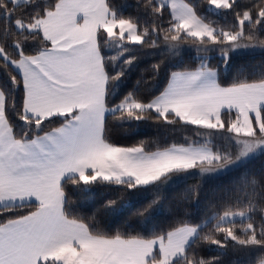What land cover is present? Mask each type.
<instances>
[{"label": "snow or ice", "instance_id": "snow-or-ice-1", "mask_svg": "<svg viewBox=\"0 0 264 264\" xmlns=\"http://www.w3.org/2000/svg\"><path fill=\"white\" fill-rule=\"evenodd\" d=\"M207 3L234 23L219 27L183 0H140L136 17L112 0H0V264H222L230 244L264 250V175L240 171L264 157V69L233 70L241 50L264 53V0ZM161 44L172 56L189 44L199 65H172L163 84L160 64L142 73L137 52ZM149 123L203 142L113 138ZM234 172L206 221L149 229L165 186Z\"/></svg>", "mask_w": 264, "mask_h": 264}, {"label": "trees", "instance_id": "trees-1", "mask_svg": "<svg viewBox=\"0 0 264 264\" xmlns=\"http://www.w3.org/2000/svg\"><path fill=\"white\" fill-rule=\"evenodd\" d=\"M140 0H112L114 7L117 8L124 16L136 17L141 15L142 10H138L137 5ZM184 3H190L196 6L198 14L207 16L208 20L214 21L219 27L227 28L234 23V19L231 13L227 14H215L208 8L207 0H183ZM242 5H250L252 0H240ZM167 19V17H166ZM257 39L264 41V34L257 32ZM255 43V41H253ZM189 44H185L178 56H172L165 51V46L160 45L157 49H147L138 51V59L140 62V71L147 74L153 64L161 65L160 81L163 84L165 77L169 70H178L172 67V65H179L181 68H192L199 65V56L196 51L185 49L189 47ZM149 53H151L149 55ZM209 63L212 66H218L220 57L215 54L214 56H208ZM245 68L248 72L260 71L264 69V53L259 52H246L240 53L235 56L233 61V70ZM227 77V82L231 83L235 78L234 74H223ZM3 78V74L0 73V79ZM188 137L193 140H198L190 130H185L177 126L175 131L168 128H162L154 123L142 124L138 129V134L132 139H124L121 137L119 131L113 132V138L116 142L123 144H133L138 140H158L161 144L168 143H183L184 138ZM199 142H203L199 139ZM215 143L219 145L221 143L220 138H215ZM240 171H247L253 175H264V157H258L252 160L246 169ZM239 172H234L229 175L212 176L207 174L200 176L199 174L188 176L184 179L175 180L161 191V199L159 207L156 209L154 216L152 217V223L148 226L149 229H169L183 219H189L192 223H203L206 221L216 210L219 203L223 201L228 190L232 187V180L235 176H238ZM194 186H198L196 195H193L189 190ZM105 195L101 192L96 198V202L84 201V207L81 208V212L84 215H92L97 207H99V200ZM149 196L151 194H148ZM80 199H83L81 197ZM144 204L148 203L144 200ZM143 204H137V207H142ZM128 214L126 218H133V213ZM102 219L105 226H111L114 228L120 227L122 221L116 220L113 217L102 216L98 217ZM240 225L237 224V233L240 234ZM147 234V233H145ZM201 255L213 256L219 255L217 251L209 252L207 246L200 249ZM264 257V250L259 247L249 246L241 248L239 246L229 245L225 254L219 256L222 264H259V259Z\"/></svg>", "mask_w": 264, "mask_h": 264}, {"label": "rangeland", "instance_id": "rangeland-1", "mask_svg": "<svg viewBox=\"0 0 264 264\" xmlns=\"http://www.w3.org/2000/svg\"><path fill=\"white\" fill-rule=\"evenodd\" d=\"M211 10V9H210ZM211 11H213V10H211ZM185 49L187 50V49H189V50H194V51H196V49L194 48V47H192V46H189V47H185ZM259 51H261V49L260 48H255V49H246V50H241L240 52H239V54L240 53H246V52H259ZM215 54H217L218 56H219V54L217 53V52H211V53H209L208 54V56H214ZM218 175H220V174H212V176H218Z\"/></svg>", "mask_w": 264, "mask_h": 264}]
</instances>
